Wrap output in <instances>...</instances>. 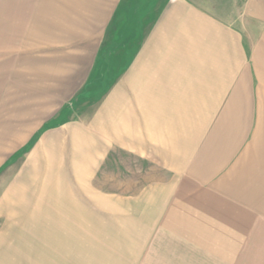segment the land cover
I'll return each instance as SVG.
<instances>
[{"label":"crops","instance_id":"crops-1","mask_svg":"<svg viewBox=\"0 0 264 264\" xmlns=\"http://www.w3.org/2000/svg\"><path fill=\"white\" fill-rule=\"evenodd\" d=\"M25 14L29 41L0 86L28 88L41 119L28 142L75 124L76 150L169 177L146 264H196L205 251L262 264L264 82L245 39L260 37L248 28L264 22V0H31ZM85 99L90 114L72 116Z\"/></svg>","mask_w":264,"mask_h":264},{"label":"rangeland","instance_id":"rangeland-1","mask_svg":"<svg viewBox=\"0 0 264 264\" xmlns=\"http://www.w3.org/2000/svg\"><path fill=\"white\" fill-rule=\"evenodd\" d=\"M30 1L0 0L3 77L7 69L6 76L12 74L14 48L29 41L20 16ZM249 25L250 32L261 31L245 42L264 82V22ZM28 96L27 87L11 80L0 86V264H146L147 252L159 250V239H152L159 236V182L169 177L136 158L118 159V152L99 159L90 144L76 150L81 130L75 124L28 142V130L41 120ZM90 106L85 99L72 116L90 114ZM255 246L264 253V243ZM200 255L205 259L196 264L235 262L209 258L207 251Z\"/></svg>","mask_w":264,"mask_h":264}]
</instances>
